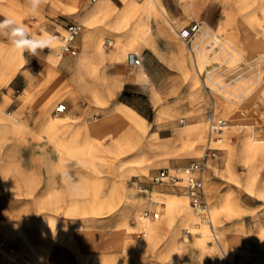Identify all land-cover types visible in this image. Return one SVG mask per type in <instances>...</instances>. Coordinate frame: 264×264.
Instances as JSON below:
<instances>
[{
    "label": "rangeland",
    "instance_id": "rangeland-1",
    "mask_svg": "<svg viewBox=\"0 0 264 264\" xmlns=\"http://www.w3.org/2000/svg\"><path fill=\"white\" fill-rule=\"evenodd\" d=\"M0 1L4 5V11L0 10V19L15 18L17 22H23L29 32L35 36L46 33L52 36L64 34L63 28L68 23L75 22L74 19L59 18L60 22L52 24L55 27L52 30L45 21L44 12L39 9L38 13L32 14L30 4L25 0ZM117 1L120 5H116L114 0H98V3H104L106 9L110 10L108 12H120L124 9V3L122 0ZM135 2L143 5L147 0H135ZM98 3L91 4L90 0L87 2L84 0L82 11L87 5L94 7ZM166 4L171 14L172 12L180 14L167 0ZM214 5L211 14L215 18L216 27L228 24L229 31L225 37L240 40L238 47L242 50V56L234 58L225 49L214 48L215 50L211 51L207 57V60L209 59L212 63H209L211 69L207 62L200 63L199 67L201 71L206 69L212 71L211 75L217 82V88L220 85H227L225 87L230 89L228 94L235 102H238V98L233 96V93L237 95L238 89H244L247 86L244 93L248 92V94L243 93L246 97L249 92L253 93L254 102L250 104L251 107L242 103L234 107L235 112L242 114L245 119L248 117L243 125L244 128L237 129V125L241 123L239 120L231 115L223 116L219 113V103L215 101L217 99L213 96L214 92L205 86V73L201 77L193 67L194 74L185 76L179 55L173 53L172 58L167 59L171 67L178 72L177 78L167 74L153 73L152 68L149 73L147 60L138 70L128 66L126 63L128 53H137L146 59L148 52L143 50L153 51L150 44L158 51L154 41L160 35V31L155 22L148 23L151 29L145 40L135 44L136 47L133 50L124 54L123 64L128 71L136 73L143 70L150 74L148 78L142 80L145 88L150 92L151 102L149 104L148 101L146 102L145 109L147 119H153L154 101L157 104L161 99L175 106L180 100L178 103L170 102L177 100L186 91L192 90L201 92L202 100L206 99L208 104L204 111V122L197 125V128L205 132V142L197 144L199 139L188 141L191 136L196 137V134L192 130V133L184 131L188 128L190 120L186 116H179L173 122L172 130L182 127L180 123L182 120H186L187 126L179 129L182 133H176L175 141L181 145H177L173 152L158 151L156 148L149 153H143L142 148H139L137 151L139 153L135 156L134 150L136 152L138 140L132 134L126 137L125 133L130 125L136 127L141 133H145L146 125L143 126L140 123L141 119L133 112L127 116H119V113L113 116L114 120L110 121L105 129L109 132L113 128L112 133L106 137L97 138L92 147H82L78 144L74 148H67L59 145L55 134L57 127L52 128L51 119L45 118V111L50 100L58 96V99L53 101L55 104H53L52 115L60 118L68 112V105L66 112L62 114L56 112V107L60 103L65 104L60 96L63 83V79L60 78L63 77L61 75L63 71L61 76H55V78L50 76L49 74L55 70L47 61L49 54L55 51L56 56V51L59 52L60 41L58 40L59 49L58 43L54 41L56 45L52 47L54 48L51 49L52 51L45 48L39 56H31L27 51L21 55L6 37L0 35V264H6L5 260L8 259L13 261V264H41L31 254V247L45 254L52 253L53 262L59 260L61 264H100V258L105 253L116 258L118 264L123 262V264H144L140 258L141 252L146 260L145 264H244L243 261L248 262L247 264H264V252L259 250L252 240L260 233V230H264V195L258 191V187L264 186V159L257 156L245 167L237 157L240 137L250 138L254 134L253 137L257 141L264 142V53L259 49L253 51L248 48L249 45L242 42L241 29V22L246 24L251 22L249 20L251 13L258 14L262 26L259 27L260 25L257 24L258 33L256 32L252 37L255 40H264V0H254L243 11L239 9L236 0H215ZM62 13L68 18L75 16L79 21L77 16L79 14ZM103 21V19H95L94 26L107 27L108 24ZM162 21L167 28L171 29L186 59L191 60L193 64H190L194 66L193 55L178 38L179 32L186 25L178 27L171 16L170 21L176 29L174 30L170 22L164 19ZM106 37L110 36L104 35L100 38L102 45ZM208 42L209 38L205 39L201 45L203 53H207L209 49L205 47ZM163 46H165L163 49L168 48L166 44ZM115 49L116 46L109 50L103 47V52L110 53ZM194 53L196 55L198 52ZM80 57L82 53L76 58L63 56V61L72 58L76 63L75 61ZM171 60L174 61L173 64ZM236 80L246 86L243 87ZM234 86H237V89L234 90ZM152 92L154 94L151 96ZM192 93H189L187 98L196 100L191 97ZM112 99L114 100V97ZM121 99L118 98V102H123L124 98ZM201 104H204V101L199 106ZM212 110L226 119L230 127L227 129L229 139L223 131L221 132L223 136H220L224 144L230 140L229 144L222 143L223 145L218 146L222 152L218 151L217 157L212 160L215 168L213 170L210 168L208 172L207 167L205 173L210 214L215 206L218 207L219 212L217 216H214L217 236L219 238L226 236L234 241L230 250L231 255L234 256L226 252L221 253V260L215 254L219 249L210 227L205 225L199 216L198 223L181 228L183 218L179 211L174 210V207L177 201H185L193 211L190 199L184 196L181 190L173 189L171 185L163 187L154 184L153 178L160 170L152 169L169 166L168 159L164 160V163L158 161L172 156H191L192 159L171 163L177 166L202 158L204 151H201L209 140L206 115ZM118 116L121 117L122 123ZM98 117L100 119L103 115ZM3 121L10 125L15 123L22 128L6 129L3 127ZM102 122L104 121H98L95 125ZM69 125L70 122L64 123L60 132L64 135L62 138L70 135ZM118 135L119 138H117ZM76 140L78 138L73 139L72 142L79 143ZM196 144L199 150L195 149ZM132 156L135 159L129 163V157ZM65 172L68 174L67 177L64 175ZM68 183H71V187L75 185V192L71 194L67 192ZM250 183L255 184L254 189ZM80 188L82 190L76 192ZM92 198L97 211L102 210V207L110 209L107 215L98 216L95 225L91 223L77 225L73 218L56 214V212L62 213L65 208L74 204L84 206L90 203ZM146 212L159 214L157 218L159 230L153 238L148 240L142 229L143 225L151 222V219L145 217ZM211 218L213 221L212 214ZM202 228H206L207 231L202 233ZM180 233L184 239L188 240L184 245L173 241L180 237ZM202 235H205L204 245L211 253L210 255L203 253L201 248L193 243ZM117 256L124 258L118 260Z\"/></svg>",
    "mask_w": 264,
    "mask_h": 264
},
{
    "label": "bare ground",
    "instance_id": "bare-ground-1",
    "mask_svg": "<svg viewBox=\"0 0 264 264\" xmlns=\"http://www.w3.org/2000/svg\"><path fill=\"white\" fill-rule=\"evenodd\" d=\"M58 1H59V5L62 7L61 8L62 12H64L66 15L79 14V15H77L78 20L83 26H85L84 37H85V42H86V45H85L86 51L82 52L81 58H82L83 68L85 69L87 74L91 77H99V72L101 70L102 64L105 65L107 63V61H109L108 59H106V56H109V58L113 62L124 63L123 62L124 61V54L127 51L133 50L136 47L135 44L142 43L143 40H145L148 33L150 32L151 28H150V26H148V23L152 24L153 22H155L156 24H158L159 20L164 19V20H167L168 22L171 23L172 29L176 30L174 27V24L170 21V17L172 14L167 8L168 4H166V0H147V2L144 3L143 5H139L138 3L135 2V0H122L124 3V9L120 12H108L110 10L106 9L104 3H98L94 7H90L87 5L85 7L86 9H84L82 11V9H83L82 6L84 4V0H58ZM253 1L254 0H236V4L239 6V9H242V11H243L244 9L249 7L248 5L250 3H252ZM167 2L171 6L175 7L177 9V12L179 11L180 16L187 15L188 18H190L194 15H198V13H199V14H201V16L206 17V21H204V22L199 21V23L201 24V30L202 31H200L199 33H197L195 36L192 37L190 44L182 41L183 44L189 50V52L193 55L194 61H195L194 63L196 65V67H195V65L194 66L191 65V64H193V62L191 63V60H189L190 61L189 62L184 55L185 53H183L181 48L178 45H176L174 36L168 34L172 40L171 46L173 47V50H176V51H174V53L179 55V58H180L181 63H182L181 65H182L183 70L185 72V76L189 77L190 75L194 74L193 67L197 70L198 74H200L201 77L203 76V73H205V83H206L205 86L208 88V90H211V92H214L213 96L216 97V99H217L215 101H218V103H219L218 104L219 113L223 116L224 115L225 116L231 115L233 118H235L241 122L240 124L237 125L236 128L237 129L244 128L245 126H243V125L246 123V119L248 117L245 119V117H243L242 114H238L237 112H235L234 107H235V105H237V106L241 105V103L244 105L247 104L249 106H250V104H253V102H254V100H253L254 98L252 95L253 93L249 92V95H247V97H246L244 94H248V92L244 93V91L247 89V86L244 84H241V82H238L236 80V82L238 84H241V85H243V87L244 86H246V87H244V89H241V88L238 89L237 95L233 93V96H236L238 98V102H235V101H233L232 96L228 94V91L230 89L225 87L227 85H225V84L222 86L220 85L217 88L216 87L217 82H215V78L212 77V75H211L212 71L209 69L201 71L200 67H199V64L200 63L203 64L204 62L205 63L207 62L208 66H209V63H211V62L209 59L207 60V57L211 51L215 50L214 48H216L218 50L221 47V48L225 49L226 51H228L229 54L231 53V55L234 58H237L238 56H242V50L238 47V42L240 40L238 41V39L234 40V39H229V38L225 37V34L228 35V31H229L228 30V24H225V25L220 26L218 28L216 27L215 18L211 14V13H213L212 12V5L215 2V0H207L205 2L200 1V0H167ZM0 10L4 11V5L1 1H0ZM95 19H99V20L103 19L104 20L103 22H105V24H108V26L107 27H99V28L95 27L94 26V20ZM197 19H198V17H197ZM174 20H175L174 23H176V24L179 22V19H174ZM249 20L251 21V22H249V24H246V22L245 23L241 22V26H242L241 29H242V35H243L242 36V42L249 45L248 46L249 49H252L253 51L255 49H259V50H261V52L264 53V40H255L253 38L254 37L253 34H255L257 32L256 31L257 24L260 25L259 27L262 26L261 25V18L258 14L251 13ZM217 23H220V22H217ZM30 33L32 35H34L32 32H30ZM104 35H109L114 40L113 41L111 39L113 41V46L110 49L114 48L115 46H116V49L110 53H104L103 52L104 51L103 50L104 43H103V45L101 44L100 38ZM179 38H180V36H179ZM207 38H209V42L205 47L209 48V49H208L207 53H203L201 45L203 44V42ZM223 40H224V42H223ZM114 42H115V44H114ZM55 45H56V43L54 42L53 46H55ZM150 47L152 48V50L155 53L158 52L155 48H153L154 46H152L151 44H150ZM178 48L181 51H179ZM104 49H105V47H104ZM105 50H107V49H105ZM195 51L198 52L196 55L194 53ZM54 52L49 54V56L47 57V61H48L49 66L53 67V70H55V71H52L51 72L52 74L50 73L49 75L55 78V76H61L60 75L61 72L64 71L65 69H69L70 67H72L74 65L73 64L74 60L67 59V60L63 61V58H62L63 56L61 54V51L58 53L56 51V56H55ZM259 57L263 58L261 55H259ZM96 58L100 61V63L95 62ZM171 61L173 64L174 61L173 60H171ZM238 62H240L239 58H238ZM23 63L24 62H22V64ZM249 64H251V62ZM261 66H262V64H261ZM209 68H210V66H209ZM136 76H137V79L139 81H142L143 79L148 78L149 75H148V73L144 72L143 70H140V71H138ZM60 79H62V78H60ZM236 87L234 86L233 89L235 90ZM253 91H254V89H253ZM191 97L193 99L197 98V96L194 92L192 93ZM245 98H246V100H245ZM55 99H58V96H54L53 99L50 100L48 107L45 111V116H46L45 118L51 119L52 128L58 127L60 125V122H61V119L59 118V116L52 115L53 104H55V102H53V101ZM215 105L217 107V102H215ZM57 107H56V111H57ZM118 113L121 116L122 115L127 116V115H129V113H132V111L130 109H124L123 110V108H122V110L120 109ZM249 117H251V116H249ZM5 121H7V120H5ZM5 121H3L2 123H3V127L6 129L8 128L10 130H17V129L22 128L21 126L15 124V123H11L12 125H10L9 123H7L9 121H7V122H5ZM61 126H62V124H61ZM229 128L230 127L226 126L223 129V132H224V134H226L228 139L230 136L228 133L229 131L227 129H229ZM185 129H187V128H185ZM192 132L194 134H196V137H197L196 139H199L197 144H201V143L205 142L206 139H205V135H204L205 132L204 131L202 132L200 130V128L195 127V128H193ZM239 132H240V130H239ZM253 135L250 138L249 137H242V138L240 137L239 155L237 157L240 158L239 161L245 167L248 166L250 161H252L253 158H255L257 156L264 159V142L263 141H257L253 137ZM229 142H230V140L226 141V143L225 144L223 143V144L228 145ZM197 144L195 145V149L199 150L196 148ZM61 153L64 154L63 152H61ZM230 157H232V156H230ZM207 167H208V172L210 171V168L212 170L215 168V166L212 165V161H210L208 163ZM204 175H205V173H204ZM250 185L253 189L255 188L254 187L255 184L250 183ZM204 186H205V184H204ZM54 187L55 186L53 185V187H52L53 190H54ZM67 189H68L67 192H69V194H71L72 192H75L74 191L75 189L73 190V188L71 187V183H68ZM81 190L82 189L80 188V189L76 190V192H79ZM258 191L261 195H264V186L258 187ZM83 193H84V191H83ZM205 194H206V190H205ZM206 198H207V196H206ZM82 202H84V201H82ZM89 202L90 203L84 204V206L82 205L81 207L77 206L75 204L72 205L71 207L67 208V209L64 207L65 209L62 211V213L56 212V214L62 215L61 217L67 216V217L73 218L74 223L77 225H82V224L88 225L90 223L92 225H95L97 222L98 216L107 215L109 213L110 209H108L107 207H102V210L97 211L96 210L97 208L95 207V204H94V199L92 198V201H89ZM207 202H208V199H207ZM208 206H209V202H208ZM174 210L179 211V213L181 214V216L183 218L181 221V228L182 229L186 225H193V224H196L199 222L198 214L191 211L188 203L185 201H177V205L174 207ZM217 213H219L218 207L215 206V208L213 210L211 209L213 222H214V216H217ZM209 214H210V209H209ZM211 214H210V218H211ZM106 217H108V216H106ZM211 221H212V218H211ZM214 224H215V222H214ZM158 227H159V221L157 219L151 220V222H149V223L147 222L146 225L142 226V229H144V232L146 233L147 240L154 237V234L156 233V231L159 230ZM202 230H203L202 233H205L207 231L206 228L205 229L202 228ZM259 232L260 233L257 236H255L254 238H252V240L255 242L256 247L259 248V250H261L262 252H264V230H260ZM213 236L217 240V236L215 235V233H213ZM173 241L180 243V245H184L188 240L184 239L182 237V234L180 233V237L177 240H173ZM204 242H205V235H202L201 238L193 241V243L195 245H197L199 248H201L203 253L210 255L211 253L209 252L208 249L205 248ZM218 242L219 243L216 242V244L218 245L219 250H217V253H215V254H216V256L219 257V260L222 259L221 253L226 252L227 254H230V256H232V257L234 256V255H231V253H230L231 244L234 241L230 240L229 238H226V236L225 237L223 236V237L219 238ZM32 248L33 247H31V251H32L31 254H33L37 258V261H40L41 264H61L59 262V260H58V262H53L52 257H51L52 253L45 254L43 251H41L39 249H36V248L32 249ZM95 256L96 255H94V257ZM123 258L124 257L117 256L118 260H122ZM5 261H6V264H13V261H9V259L5 260ZM243 263L245 264L246 262L243 261ZM100 264H118V263H117L116 258L111 257L110 255L105 253L100 258Z\"/></svg>",
    "mask_w": 264,
    "mask_h": 264
},
{
    "label": "crops",
    "instance_id": "crops-1",
    "mask_svg": "<svg viewBox=\"0 0 264 264\" xmlns=\"http://www.w3.org/2000/svg\"><path fill=\"white\" fill-rule=\"evenodd\" d=\"M57 1L56 0H44V3L40 7V9L44 12L43 16L45 18V21L47 22V25H49L50 29L52 30L55 29V27L52 26V24H55L56 22H60L59 18L74 19L75 20L74 23H78L81 26H83L79 21L76 20L75 16L68 18L65 15H63L62 9H61L62 7L59 5V1L58 2ZM87 1L88 0H86V2ZM25 2L29 4V0H25ZM90 2L91 4L98 3V0H92V1L90 0ZM114 2L116 5H120L117 0H114ZM214 7L215 5L213 3L212 9ZM198 15H194L188 18L187 15L180 16L178 13L172 12L171 16L174 19H179V22L177 23L178 27L184 26V25H186L185 27H187L197 21H200V22L206 21V17L201 16V14L199 13ZM185 20L187 22H184ZM156 26L158 27L160 31V35H158L154 41L155 46H157L156 48L158 49V52L154 53L150 49L143 50L145 52H148V54H147L146 59L142 58L141 56L142 61L144 63V61L147 60L146 62L150 70L149 73H151V70L153 69V73H160V74H165V75L167 74L171 76L172 78L173 77L177 78V76H179L178 72L174 70L167 61V59H171L172 55H174L173 54L174 52L172 50L173 47L171 46L172 40H171V37L168 35L170 34L173 36V32L171 31V29L167 28V25L164 24L162 20H159V23L156 24ZM63 29L65 32V27ZM84 34H85V26L82 27V33L75 41V44L79 49L78 55L75 57L73 56H69V57L76 58L79 56L80 53L86 51L85 49L86 42H85ZM61 35H64V34H61ZM107 38H110V37H106L105 39ZM55 42L58 43V49H59V41L56 40ZM175 43L176 45L179 46L176 40H175ZM163 44H166L168 48L163 49V47L165 48ZM53 49L54 48H52V50ZM72 58H68V59H72ZM106 59H108L109 61H107L105 65L102 64L101 70H100L101 72H99V77H91L87 74V72L82 66L81 57L75 61L76 63H73L74 66L70 67L69 69H65L62 72L61 75L63 76L62 77L63 83L60 89L61 90L60 96H61V99H63V102H65L64 105H66V110H67V105H68V112L64 116L60 117L61 119L60 125L57 127V130L55 131V134L59 140V145L65 146L67 148H74L78 144H80V146L82 147H92V144L95 142L97 138L106 137L107 135H110L112 133L113 128L109 132L106 131L105 129L106 127H108V124L110 123V121L114 120L113 116H116V114L119 112L120 109L122 110V108L123 110L130 109L133 113H135L138 116L139 119H141L140 123L143 126L144 124L146 125L145 133H141L140 131L136 129V127H133L131 125L129 126V129H127L125 133L126 137L132 134L134 137L137 138L138 144L135 148L136 152L138 151L139 148L140 149L142 148L143 153H149L156 148L158 149V151L173 152V150L177 148V145L178 146L181 145V143H177L175 141L176 133L179 132V129L185 128L187 126L185 122V124L182 127L172 130V124L173 122H175V120L179 116H186L188 120H190L188 123V128L184 129V131H187V133H192L191 130H193V128L197 127V125L204 122V111L206 110V105L208 103L206 102V99L202 100L203 94L195 90L186 91L177 100L171 101L170 103H178V101L180 100L179 103L176 104L175 106H171V104L169 105L168 103L161 101V99L159 103L155 104V101L153 100L154 101L153 102V105H154L153 119L151 118L147 119L145 115V109H146V102L148 101V104L151 102L149 98L150 92L148 89L145 88L144 81H139L137 79L136 75L138 72L134 73V72L128 71V69H126L124 66L125 64L113 62L109 58V56H106ZM95 62L100 63V61L97 58ZM142 67L134 68V69L138 70V69H141ZM191 92H194L196 94L197 96L196 100H191L187 98L190 95L189 93ZM153 94L154 92L151 93V96ZM113 97H114V100L112 99ZM118 98L120 99L124 98L123 102L121 101L118 102L117 100ZM114 101L115 103L113 104ZM203 101H204V104H201L199 106V104ZM60 104H63V103H60ZM59 114H62V113H59ZM100 115L101 117L103 115V117L98 119L99 118L98 116ZM119 119L121 120V123H122L121 117ZM64 121L70 122V125L68 127L70 128L71 132L69 136L62 138L64 135H61L60 132L65 123ZM98 121H104V122H102V124L95 125V123H97ZM220 136H223V135L220 134ZM76 138H78V140L76 141H78L79 143L76 144L75 142L74 144L72 141L73 139H76ZM117 138H119V135ZM208 139L210 140V133L208 134ZM189 140L194 141L196 140V137L191 136L188 139V141ZM209 140H207L206 143H208ZM206 145H204V148ZM204 148L202 149V152L204 151ZM136 152L134 150V155L139 153V152L137 153ZM220 152H222V150L219 148V153ZM190 158L191 156H172L168 158H163L159 160L158 162L164 163L163 161L168 159L167 161L169 162V166L155 167L152 169L155 171L162 170V169H171L173 171V169L175 168L187 166L193 161L201 160L203 156L202 158L198 160H193V161L191 160L180 166L171 165L172 162L187 160ZM129 159H130L129 163H131L134 161L135 158L132 156V157H129ZM214 159H209L208 163ZM204 180H205V176H204ZM159 186L166 187L168 185L163 184ZM171 187L175 190H181V192L183 193V190L180 187V185H177V186L171 185ZM213 225L214 223H212L213 232L217 236L218 234L217 229ZM213 232H212V235H213ZM218 240L219 238L217 236V240L215 239V241L218 242ZM140 258H141V261L145 264L146 260L144 259L142 252H141ZM148 264H151V263H148Z\"/></svg>",
    "mask_w": 264,
    "mask_h": 264
},
{
    "label": "built area",
    "instance_id": "built-area-1",
    "mask_svg": "<svg viewBox=\"0 0 264 264\" xmlns=\"http://www.w3.org/2000/svg\"><path fill=\"white\" fill-rule=\"evenodd\" d=\"M142 1V0H139ZM1 20V19H0ZM82 27L78 23H68L65 26L64 35L56 34V40L61 43L60 51L62 56H77L79 49L75 44L76 39L82 33ZM201 30V24L195 22L190 26L184 27L180 32L179 36L182 41L190 44L193 36L199 33ZM113 46V41L107 38L104 41L105 49L109 50ZM126 62L130 67L140 68L143 65L142 58L139 54L130 52L127 54ZM66 111V105L60 104L57 107V113H63ZM206 120L208 121V128L210 133V140L204 148V155L201 160L193 161L187 166H182L173 169H162L153 178L154 184L157 185H173L180 187L183 190V195L190 199V206L192 210L198 214L202 222L210 227L213 232L212 221L209 214V206L205 194V180L204 173L207 168V162L209 159L217 157L219 151L218 146L223 143V139L220 137V133L223 129L228 126V121L220 117L215 110L207 114ZM181 124H185V120L181 121ZM145 217L147 219L155 220L159 218V214L153 212H146ZM189 231V230H188ZM191 233V231L189 232ZM214 233V232H213Z\"/></svg>",
    "mask_w": 264,
    "mask_h": 264
},
{
    "label": "clouds",
    "instance_id": "clouds-1",
    "mask_svg": "<svg viewBox=\"0 0 264 264\" xmlns=\"http://www.w3.org/2000/svg\"><path fill=\"white\" fill-rule=\"evenodd\" d=\"M43 3L44 0H29L30 12L32 14L38 13ZM0 35L6 37L12 47L19 51L21 55L27 51L31 56H39L45 48L51 50L54 41L57 39V37L47 33L41 36H34L23 22H17L15 18L10 17L0 20ZM64 175L67 177V172ZM72 187L74 190L75 185H72Z\"/></svg>",
    "mask_w": 264,
    "mask_h": 264
}]
</instances>
